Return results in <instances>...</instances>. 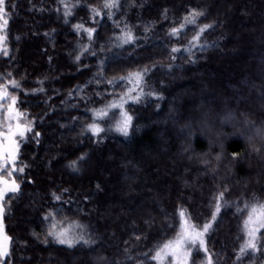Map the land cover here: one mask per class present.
<instances>
[{"label": "trees", "instance_id": "1", "mask_svg": "<svg viewBox=\"0 0 264 264\" xmlns=\"http://www.w3.org/2000/svg\"><path fill=\"white\" fill-rule=\"evenodd\" d=\"M104 3L5 0L0 84L32 130L6 208L4 264H156L180 230L179 210L202 228L221 193L207 255L264 264V248L237 259L248 207L264 201V0ZM192 12L202 14L186 23ZM75 25L94 29L92 38ZM135 72L144 73L139 86L119 79ZM126 93L140 98L123 107L132 117L124 136L111 129L118 110L109 105ZM101 110L108 115L97 118ZM49 213L59 226L80 225L91 243H54ZM190 264H207L205 252L193 249Z\"/></svg>", "mask_w": 264, "mask_h": 264}, {"label": "snow or ice", "instance_id": "2", "mask_svg": "<svg viewBox=\"0 0 264 264\" xmlns=\"http://www.w3.org/2000/svg\"><path fill=\"white\" fill-rule=\"evenodd\" d=\"M119 0H105L104 7L105 8H116L118 6ZM95 15L99 16L100 12L96 9H91ZM202 13L192 12L190 17H185L186 23H195V17L201 15ZM7 15L5 11V0H0V21L3 23L0 24V31L6 28L8 24V20L5 18ZM65 15H70L69 12H66ZM77 30L83 29V25H75ZM183 27V25L181 26ZM210 27L209 25H205L200 29L202 33L206 28ZM87 32L89 39L92 38V33L95 31L94 29H83ZM180 30L173 28L171 30V35H177ZM200 33H197V36L193 37V41L199 38ZM133 40L131 33L125 34L124 42L128 43ZM5 41L4 36H0V45ZM173 52L178 51V49L173 48ZM0 52L3 55L8 54V50L6 47H0ZM79 60V56L76 57ZM146 71V70H145ZM143 72H135L129 73L128 77H120L119 79L124 80L128 79L130 83L134 82L137 86L141 84L143 81ZM115 81H109V83H114ZM13 87H19V85L15 82H11ZM131 91H135V89H130ZM126 93V95H129ZM133 100H139V96L130 97ZM123 99V98H122ZM10 101V103H7ZM5 103H7V108H5ZM17 103V99L15 96L11 95L8 91V88L0 85V112L3 113V119L0 120V137H2V141H0V264H4L6 258L10 256V245H11V237L6 235L3 224V217L5 215V204L8 199L14 197L20 191V185L17 183V179L13 178L17 172L23 173L24 168L17 166V160L19 158V147L20 144L17 140H23L25 134L30 132L31 126L30 124L21 125V120L24 116L23 113L19 112L15 105ZM110 108H121L123 109V103L120 104H111ZM108 113L104 110H101L97 113V118H103L107 116ZM121 120L117 122L116 131L120 132L124 136L129 134V128L131 126L132 117L128 115L126 112L121 111ZM16 121L15 128L12 126V122ZM5 126L6 129H5ZM89 130L97 135L101 131L97 124L89 125ZM38 136L39 133H36ZM257 151H259L257 149ZM234 159L237 158L234 154ZM83 159V157H81ZM219 159V158H217ZM75 161L72 163V167L75 168ZM11 194V195H10ZM223 198V193H221L217 198L216 208L212 214V221H215L217 214L221 209V199ZM56 200H59L60 197L56 196ZM246 207H248L246 205ZM52 217L53 223L51 224L50 230L47 235L54 238L56 243L61 245H66L69 248L76 246L77 244L83 243L88 245L91 243L90 239H85L83 235L76 236L72 234V230L68 228H57L58 221L55 220L52 213H49L45 219ZM180 217V231L177 233V236L173 240L166 241L155 254L151 257L152 260L156 261V264H165V261L168 257H171L170 264H189V259L192 253V249L195 246H199V249L203 250L206 254V262L207 264H213L211 256L207 255V247L205 242V236L209 232L212 227V221L205 223L202 228H198L195 224H193L189 217L186 215V210H179ZM77 227H79L77 225ZM264 203L258 205H252L248 211L247 218L243 222V232H244V242L240 246V250L237 254V259H241L242 257L255 254L264 248V243L261 242V237L264 236Z\"/></svg>", "mask_w": 264, "mask_h": 264}, {"label": "rangeland", "instance_id": "3", "mask_svg": "<svg viewBox=\"0 0 264 264\" xmlns=\"http://www.w3.org/2000/svg\"><path fill=\"white\" fill-rule=\"evenodd\" d=\"M3 22L2 21H0V24H2ZM0 36H4V34H3V30L2 31H0ZM0 47H6V45H5V41L3 42V44L2 45H0ZM2 52H0V54H1ZM179 77V76H178ZM178 79H180V78H178ZM1 85V84H0ZM3 86H5V87H7L6 86V84H3ZM8 91H9V89H8ZM9 93H10V91H9ZM11 94V93H10ZM132 95H126V96H124V97H122L121 99H119L118 101H116V102H111V104H120V103H123V107L125 106V104L128 102V101H130L129 99H130V97H131ZM7 103H10V101H8ZM7 103H5V108H7ZM110 104V105H111ZM15 108H16V105H15ZM17 109V108H16ZM109 109L110 110H112L113 108H110L109 107ZM114 109H117L118 110V113H115V117L113 118V120L111 121L112 123H111V129L113 130V131H116V126H117V122L119 121V120H121V111H123V109H121V108H114ZM18 110V109H17ZM19 111V110H18ZM20 112V111H19ZM124 112H125V110H124ZM3 119V113L2 112H0V120H2ZM236 122V121H235ZM15 123H16V121H13L12 122V126H13V128H15ZM26 124V121H24V119L22 118V120H21V125L23 126V125H25ZM6 127L7 126H5V129H6ZM246 126L245 127H243V130H242V133L243 132H246L245 130H246ZM2 137H0V141H2ZM17 140H18V142H19V144H21L22 143V141L24 140H19V138H17ZM18 155H19V153H18ZM19 184V183H18ZM11 195V194H10ZM11 199H8L7 201H6V204H5V215H4V217H3V224H4V230H5V233H6V235H8L9 236V234H8V223H7V219H6V214H7V212H8V209H7V211H6V208H8L9 207V205L11 204ZM261 203H264V201L262 202H260V203H258V204H261ZM258 204H256V205H258ZM251 208V206H249L248 207V210H247V214H248V211H249V209ZM26 209H28V208H26ZM246 218H247V215H246ZM77 225L78 224H76V223H69V222H66L64 225H62V226H59V225H57V228L59 229V228H68V229H71L72 230V234L73 235H76V236H80V235H83V231H82V227L80 226V225H78L79 227H77ZM179 229H180V225H179ZM178 229V230H179ZM180 231V230H179ZM177 233H178V231H177ZM108 235H112L111 233H108ZM176 236H177V234H175L170 240H173V239H175L176 238ZM51 237V236H50ZM51 239H52V241H54V243H56V241L54 240V238L53 237H51ZM56 244H58V243H56ZM58 245H61V244H58ZM64 246H66V245H64ZM195 248H199V246L197 245V246H195V247H193V249H195ZM192 249V250H193ZM200 251H203V250H201L200 249ZM190 261H191V256H190V259H189V264H190ZM170 262H171V257H168L167 259H166V261H165V264H170ZM94 264V263H93ZM106 264V263H105Z\"/></svg>", "mask_w": 264, "mask_h": 264}]
</instances>
